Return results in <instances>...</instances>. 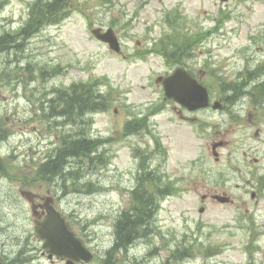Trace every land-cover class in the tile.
Returning a JSON list of instances; mask_svg holds the SVG:
<instances>
[{"label":"rangeland","instance_id":"1","mask_svg":"<svg viewBox=\"0 0 264 264\" xmlns=\"http://www.w3.org/2000/svg\"><path fill=\"white\" fill-rule=\"evenodd\" d=\"M32 1L0 0V33L18 29L28 17ZM118 1L106 14L102 12L104 1L70 0V16L61 24L44 27L18 54H0V72L4 75L14 72L13 66L23 75H28L25 71L29 65L34 70L40 64L63 66L62 73L45 83L48 88L103 77L107 79L103 90L109 88L107 85L112 87L113 105L106 112L90 115L93 121L88 131L93 138L115 139L105 150L100 149L91 165L86 160L83 167L79 159H74L70 169L79 172L71 174L69 181L56 179L58 185L53 192L57 206L100 259L113 245L114 222L126 208L130 190L137 182L140 167L134 151L141 148L151 158V168L158 170L165 181H174L178 190L161 202L152 225L154 232L117 256L118 264H165L171 250L183 242L193 243L195 254L174 264H264V185L254 183L259 175L264 178L263 102L250 105L247 124L233 126L221 112L191 121L189 113L177 112L175 103L165 99L163 87L156 81L159 74L170 69L163 57L153 53L146 59L138 55L123 58L93 38L90 30L92 25H110L112 15L134 20L133 39L123 38L124 48L130 53L138 50L137 41L144 49L170 36L174 29L170 31L165 16L171 9L184 15L188 33L213 27L222 9L229 11L231 19L219 33L206 38L204 45L197 46L194 61H188L197 76L204 75L206 84L215 89L219 87L216 61L230 58L228 69L232 74L245 59L253 69L264 62V0H231L227 6L219 0H147L140 9L136 5L143 0H137L136 5L135 0ZM123 4L127 6L122 10L128 9L129 15H121ZM136 10L138 15L134 16ZM35 86L41 90L44 83L37 81ZM13 89L5 81L0 83V122L3 129H8L1 139L9 135L4 142L0 140V162L4 161L0 163V251L14 260L9 264H50L41 252L31 203L22 191H45L51 181H35L33 171L55 152L63 132L86 131L87 127L79 121L62 127L40 120L22 86H17L16 92ZM155 104L163 107L151 115L149 130L131 137L121 135L128 119L148 112ZM198 122L208 124L204 132L198 131ZM154 137L160 138L164 147L157 150ZM217 140L227 143L219 149V162L211 148ZM246 177L262 189L263 195L252 199L250 193L242 192ZM214 190L242 197L244 204L235 203L244 205L242 210L210 200L201 212V196ZM206 248H217L213 249L215 255L206 254Z\"/></svg>","mask_w":264,"mask_h":264},{"label":"trees","instance_id":"2","mask_svg":"<svg viewBox=\"0 0 264 264\" xmlns=\"http://www.w3.org/2000/svg\"><path fill=\"white\" fill-rule=\"evenodd\" d=\"M28 20L17 33H4L0 35V53L23 51L26 41L30 39L35 32L46 24H57L68 17L70 13V0H34L30 4ZM185 40V41H184ZM190 38L177 37L172 44V50L182 48L187 44ZM184 41V42H183ZM169 44L164 45V50H168ZM167 54L166 52H164ZM30 73L35 70L29 65ZM43 79H47L48 69L46 66H40L38 69ZM60 70L54 68L52 73L55 76L61 73ZM99 81H82L72 83L68 87H61L56 90L57 96L52 101V104L45 105L43 102L41 111L45 118L60 117L66 123L73 118L80 117L81 114L94 111H103L108 109L113 100L111 96H104L98 92L95 85ZM138 123V126H137ZM145 126V119H132L126 123L123 135L141 129ZM6 129H3L0 123V140L6 137ZM64 137L61 144L56 148L55 152L48 156L46 160L33 173L36 176L44 177L45 180L50 178L60 177L63 181H68L71 174L79 171L70 169L73 166L74 159H79L84 167L83 161L88 160V164L94 163L97 156L92 155L95 141L86 135H70L62 134ZM157 141V149L162 148L159 139ZM139 157V173L137 175V187L135 191V200L133 207L135 208V217L127 214L124 219L116 222V243L114 250L120 251V248L127 249L133 244L135 238L140 235V230L151 232V219L155 215L161 200L169 193L177 191L173 183L163 180L162 176L149 169L144 151L137 150ZM1 159V158H0ZM171 250L165 264H172L192 257L194 255V246L184 245ZM104 264H116L115 260L105 261Z\"/></svg>","mask_w":264,"mask_h":264},{"label":"water","instance_id":"3","mask_svg":"<svg viewBox=\"0 0 264 264\" xmlns=\"http://www.w3.org/2000/svg\"><path fill=\"white\" fill-rule=\"evenodd\" d=\"M168 96L173 97L190 109L206 106L208 103L207 90L183 69L179 68L175 75L164 79ZM36 229L39 238L45 241L44 246L58 255H67L74 259L89 261L92 254L82 242L71 232L65 219L54 209L44 221H37ZM0 264H4L0 259Z\"/></svg>","mask_w":264,"mask_h":264},{"label":"flooded vegetation","instance_id":"4","mask_svg":"<svg viewBox=\"0 0 264 264\" xmlns=\"http://www.w3.org/2000/svg\"><path fill=\"white\" fill-rule=\"evenodd\" d=\"M242 73H244V72H242ZM229 83L230 82L227 83V87L220 88L221 96L218 97V99L220 101H222V103L225 106V108L222 111L227 112V114H229V115L231 114V117L233 118V120L238 121L239 119H241L243 117L241 112L244 110V103L238 101V98H240L239 95L244 94L243 87H245V86L241 87V86L228 85ZM247 95L251 96L250 94H247ZM235 110L238 113V115L232 114ZM50 192H51V190L48 189L47 194H50ZM47 194H46V196L44 194L41 195L37 192H33V193L29 194L30 199L32 201H34L33 204L38 205V208H39L38 213L40 215H42L43 217L45 216V209L42 206V204L45 203L47 200H49L50 203H54L53 198L48 197ZM210 195L213 199H215L213 194H210ZM42 254L47 256V258L50 260L51 264H68V263H70V261L62 259L61 257H57V256L49 257L44 252H42Z\"/></svg>","mask_w":264,"mask_h":264}]
</instances>
